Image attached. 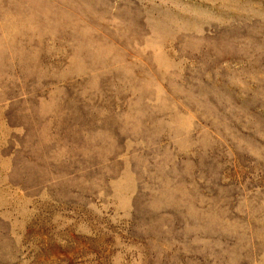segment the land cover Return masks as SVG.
<instances>
[{"label":"rangeland","instance_id":"1","mask_svg":"<svg viewBox=\"0 0 264 264\" xmlns=\"http://www.w3.org/2000/svg\"><path fill=\"white\" fill-rule=\"evenodd\" d=\"M0 264H264V0H0Z\"/></svg>","mask_w":264,"mask_h":264}]
</instances>
